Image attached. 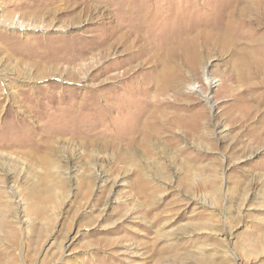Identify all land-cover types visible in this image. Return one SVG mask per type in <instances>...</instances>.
I'll return each mask as SVG.
<instances>
[{
  "label": "rangeland",
  "instance_id": "rangeland-1",
  "mask_svg": "<svg viewBox=\"0 0 264 264\" xmlns=\"http://www.w3.org/2000/svg\"><path fill=\"white\" fill-rule=\"evenodd\" d=\"M0 264H264V0H0Z\"/></svg>",
  "mask_w": 264,
  "mask_h": 264
},
{
  "label": "bare ground",
  "instance_id": "bare-ground-1",
  "mask_svg": "<svg viewBox=\"0 0 264 264\" xmlns=\"http://www.w3.org/2000/svg\"><path fill=\"white\" fill-rule=\"evenodd\" d=\"M261 1V0H260ZM248 6L250 5V2H249V4H247ZM246 7V6H245ZM261 11V10H260ZM260 15V14H259ZM254 18H256V17H254ZM258 18H260V17H258ZM117 29V28H116ZM119 29V28H118ZM131 34V33H130ZM120 37H121V35H120ZM131 37V36H130ZM134 38V37H133ZM137 38L135 37L132 41H130L128 44H126V43H121V46L123 47V50H125V49H128V47H131L132 45H133V42H136V41H134V40H136ZM140 40V39H139ZM141 41V40H140ZM144 41H145V39H144ZM138 43V42H137ZM146 43V42H145ZM149 43V42H148ZM139 44V43H138ZM152 44V43H151ZM121 47V48H122ZM133 47V46H132ZM137 47V46H136ZM158 47V46H157ZM154 48V47H153ZM161 48V47H160ZM120 49V48H119ZM140 49V48H139ZM151 49V48H150ZM149 49V50H150ZM155 49V48H154ZM129 50V49H128ZM146 51V50H145ZM159 51V50H158ZM152 52V51H151ZM155 52H156V50H155ZM253 53H254V51H252ZM141 53V51H139V50H135L133 53H131V55L129 56V59H130V57H132V58H135V56L137 55V54H140ZM141 55V54H140ZM175 55V53H174V51L171 49V47H164L163 48V50H161L160 51V53H159V57L158 58H156V62L158 61L159 63H161L160 65L163 67V69L161 70L162 71V73L163 72H166V73H168L167 71H169L170 69H171V67H172V65L171 64H173V63H175L172 59H170L171 60V64L170 63H168L167 61H168V57L169 58H172L171 56H174ZM252 55H254V54H252ZM256 55V54H255ZM150 56V55H149ZM157 56V55H156ZM137 57H139V55H137ZM136 57V58H137ZM147 58V57H146ZM257 58V57H256ZM255 57H254V59H256ZM149 60V59H148ZM155 60V59H154ZM195 60H198V59H195ZM249 60V59H248ZM142 61V60H141ZM151 61V60H150ZM197 62H199V61H197ZM142 63V62H141ZM148 63V62H147ZM151 63V62H150ZM159 63H157V64H159ZM138 64V63H137ZM147 65V64H146ZM168 67H167V66ZM154 66V65H153ZM139 67V66H138ZM150 67H151V65H150ZM155 67V66H154ZM167 68V69H166ZM157 69V68H156ZM154 70V69H153ZM152 70V71H153ZM158 71V70H157ZM170 73H168V75L166 76L165 75V73H164V79H165V81H166V83H167V85H163V86H159V87H157V89L156 90H159V91H161V90H164L165 91V89L167 88V89H173V88H177V87H179L180 86V84H181V80L179 79V76H178V73H179V71L178 72H175L174 70H173V72H171V71H169ZM248 74L250 73L249 71L247 72ZM204 78V80H205V82L207 83V85H211V83H212V80H211V78H209L208 76H207V74H205V77H203ZM167 86V87H166ZM197 86H195L194 84H190L189 86H188V90H196L197 91V88H196ZM200 93V92H199ZM198 93V94H199ZM157 96H158V94H157ZM201 96L203 97V98H206L207 99V95H205V94H203V93H201ZM159 97V96H158ZM157 97V98H158ZM156 98V99H157ZM155 99V100H156ZM155 102V101H154ZM162 104V103H161ZM160 104V102H157V104H156V106H160L161 105ZM168 104V103H167ZM166 104V105H167ZM152 106H153V104H152ZM162 106V105H161ZM161 106L159 107V108H161ZM165 106V105H164ZM167 107V106H166ZM154 108V107H153ZM163 109V108H162ZM154 111H155V109H153ZM158 111V110H157ZM161 111V110H160ZM151 112V111H150ZM164 112V111H163ZM152 113V112H151ZM150 113V114H151ZM154 113V112H153ZM159 113V112H158ZM147 114H149V113H147ZM146 114V115H147ZM169 114V113H168ZM186 115V114H185ZM152 116H154V115H152ZM174 117H173V115H170V116H168L167 114H161V116L160 117H147V119H145L144 118V120L141 122L142 123V127L141 128H145V130H143V131H147V133H146V135L148 136V137H152L153 138V136L154 137H156V136H158L159 134H160V132L161 131H163V130H170V129H172L171 128V126H176V127H180V129H181V126L183 125L182 123L183 122H178V121H176V120H174L173 119ZM239 118V117H238ZM189 124L188 122H185V124ZM186 124V125H187ZM191 124V123H190ZM185 125V126H186ZM193 125H196V124H193ZM201 125V124H200ZM156 126V127H155ZM189 126V125H188ZM156 128V129H155ZM194 128H196V127H194ZM154 129V131L153 132H155V133H153L152 132V130ZM185 129V128H184ZM192 129H193V127H192ZM197 129H198V127H197ZM196 130V129H195ZM184 131V136L186 137L187 135L189 136V134L191 135V131L192 130H183ZM200 134V133H199ZM171 137V136H170ZM200 138V137H199ZM171 140H172V138H171ZM146 145V144H145ZM151 147H153V146H151ZM155 148V150L157 149V147H154ZM132 156H136V157H140V155L137 153V151H133L132 152V154H131ZM185 177H187L188 178V175H185ZM242 246H243V248H244V246H245V244H242Z\"/></svg>",
  "mask_w": 264,
  "mask_h": 264
}]
</instances>
